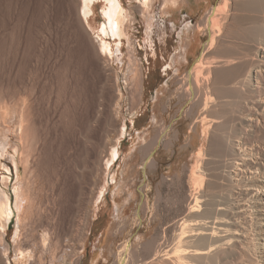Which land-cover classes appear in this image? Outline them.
Here are the masks:
<instances>
[{
	"label": "rangeland",
	"instance_id": "374dc122",
	"mask_svg": "<svg viewBox=\"0 0 264 264\" xmlns=\"http://www.w3.org/2000/svg\"><path fill=\"white\" fill-rule=\"evenodd\" d=\"M123 1L130 8L132 0ZM228 1L225 15L223 12L217 14L219 26L214 24L211 28L214 43L210 51L203 54V65L207 66L200 64L202 73H210L208 90L212 93L216 91L210 85L215 77L213 73L227 68L222 61L232 58L237 66L250 60L253 62L263 46V40L259 38L262 35L259 12L249 0ZM189 2L153 0L148 13L136 14V20L129 28L130 44L123 37L121 53L107 61L100 54L96 40L81 26L78 0H0V81L5 89L8 87L7 93L11 92L6 100L12 126L25 98L24 90L31 94L35 120L42 133L41 139H44L40 141L44 145H40L43 157L40 151L38 156L42 161L39 158L38 165L41 163L44 167L42 170L40 164L38 169L44 174L38 171V175L44 178L39 177L43 180L44 190L51 189L55 198L52 205L55 214L51 218L53 234L59 241V256L54 258L53 264H62V260L70 257L72 249L78 251L75 256L80 255V259L71 257L76 260L73 259L72 264H78L79 260L86 264H118L119 250L126 247L132 250L130 264H163L162 261L166 260L164 252L175 243L180 221L189 208L185 201H188L189 194L194 197L199 190V186L191 182L189 168L200 146V135L204 137L201 125L214 117L213 111L202 110L200 88L194 86L199 97L198 94L190 95L185 89V73L195 64L197 57L181 63H177L174 57L178 43L173 36L170 16L176 4L183 6L180 18L192 20L194 26L188 29L189 33L195 30L206 32L208 27L205 17L204 22L200 19L201 9L191 17L186 15L191 8L196 9L195 2ZM222 3L223 0H211V7ZM100 6V2L94 3V13L88 16L94 28L102 20ZM148 24L153 31L156 55L148 53L147 60L143 43ZM159 37H165V42H160ZM170 57L176 63L177 72L166 75L162 68ZM228 85L230 91L235 89L232 83ZM260 86L264 88V79ZM116 93L118 98L114 97ZM143 93L146 94L144 101ZM228 100L226 103L222 101V105L217 102L218 108L222 109L224 105V110H229L231 100ZM212 104L210 109L213 110L215 105ZM209 115L213 117L210 119ZM114 117L125 123L126 133L118 138L119 156L102 173V166L96 161L99 155H106L105 145L111 138L118 137L119 127L114 128ZM202 118L206 119L203 121ZM191 124H196L190 134L194 135V146L187 144ZM158 135L156 144L154 140ZM10 136L14 140L13 131ZM105 140L108 141L106 144ZM149 158L156 161V167H150L149 163L144 165ZM1 160L11 166V172L7 174L10 187L15 178L14 168L5 156ZM97 181L104 193L96 201L91 195L96 190ZM42 215L34 218H42L33 224L38 232L48 219L45 212ZM86 221L90 225L87 226ZM12 225L10 222L6 229L9 242ZM37 231L34 228V232ZM55 236L52 235L54 241ZM82 244H85L83 248ZM23 246L30 247L29 241ZM10 250V260L15 264L12 244ZM48 258L50 255L46 254L44 261Z\"/></svg>",
	"mask_w": 264,
	"mask_h": 264
},
{
	"label": "bare ground",
	"instance_id": "6f19581e",
	"mask_svg": "<svg viewBox=\"0 0 264 264\" xmlns=\"http://www.w3.org/2000/svg\"><path fill=\"white\" fill-rule=\"evenodd\" d=\"M152 1L132 0L130 8H127L123 0H78V6H80L78 15L81 25L89 27L96 33L95 39L99 52L108 61L114 55L117 58L118 53H121L123 37L130 44L129 28L136 20V14L148 13ZM189 1L188 3H190ZM96 2L101 4L98 9H100L99 14L102 20L94 28L90 24L88 16L94 13L93 5ZM227 2L229 1L223 0L221 6H212L211 9L207 10L205 25L210 29V37L195 64L192 65L190 70L186 71L184 77L186 88H183L190 95L199 93L200 98L202 96V110L206 111L209 109L215 115L213 114L214 117L209 115L210 119L213 117L211 119L213 122H202V134L204 137L202 138L200 135V146L194 153L193 164L190 168L188 167L190 169L191 182L194 185L196 183L199 186V190L197 189V193L194 192L196 194H194V197L189 194V197H187L188 201H185L189 207L187 214L184 218L182 216L175 243L173 242L174 244L170 245L169 250L167 249V252H164L166 257L165 254L163 257L166 260H159L162 263L164 262L163 264H264V88L262 89L260 86L261 80L264 79V0L248 1L259 12L258 16L261 15L262 18V20L260 17L258 18L261 20L259 25L262 24V35H259L260 37L256 35V37L258 36L260 41L263 40L261 41L263 46L260 48L258 55H255L257 56V58L254 57L256 60L253 62L250 60L249 63L241 60L240 62L246 63L241 66H237V62L232 60V58L222 61V63L224 62L223 66H227V68H222L213 73L215 77H213L214 79L212 78L213 81L211 80L210 85L216 88V91L212 93L208 90V82L209 78H211L209 77L210 73L209 71L202 73L200 64L203 65L204 50L214 43L215 35H213L212 26L220 23L219 19L217 20V14L226 12ZM243 7L245 8V6ZM192 12L193 9L191 8V12L187 13L189 15ZM175 25V23H171V26L177 31V36H179L181 30L190 29L193 23L191 19H185L179 28ZM216 29L218 30V28ZM145 30L143 45L146 50L145 58L148 60V53L152 56L156 55L154 47L156 45L152 36L151 25L148 24ZM159 41L164 43L165 37H159ZM254 50L255 52L257 51V49ZM130 51L132 52L129 48ZM246 55L248 54L246 53ZM172 59L170 57L169 62L166 61L162 68V72L166 73V75L177 70L176 63H173ZM241 59L246 60L245 58ZM152 63L154 67L155 60ZM208 67L206 69H209ZM199 76L202 78H199ZM138 83L137 85L139 86ZM215 83L218 84L215 85ZM229 83H232L234 86H231L235 89L232 88L231 91L227 89ZM194 86L200 88V92L195 93L196 89ZM7 88L5 89L0 81V173H2L0 175V264H12L10 260L11 244L15 264H53L54 258L59 256L57 255L59 249L57 242L59 241L56 240V234H53L54 224L52 225L51 218L54 216L52 205L55 202V198H53L54 193L52 194L50 188L48 191L42 187V179L40 178H43L42 175L44 173L38 169L42 163L41 156H38L40 155V145L44 139H41L43 138L41 137L42 133L40 134L41 130H39L35 120L36 117L32 108L33 103L31 104L32 101L30 99L31 94L28 90H24L25 98L20 103L19 115L13 120L12 126L11 115L8 116L10 106L7 101V95H10L11 92L7 93ZM139 93L141 92L139 91ZM114 97L118 98L119 95L116 93ZM145 98L146 94L143 93L142 101ZM226 99L231 100V102H228V105L230 104L229 110H224V105L222 109H219V104L217 105L216 103L220 102V105H222L221 103L225 102ZM212 101H214L215 107L217 105L216 109L211 103ZM210 104L214 107H211L213 110L210 109ZM225 105L227 106V104ZM206 116L208 119V114ZM113 125L114 128L116 126L119 127L118 137L116 136L115 140L112 138L111 140L108 139L110 142L105 140V144L108 142V145H105L107 147L106 155H99L96 161L98 165L102 166V173L107 171L106 169L119 156L118 138L126 133V125L122 120H119V117H114ZM194 125L190 126L187 137V144L191 146L196 144L194 135H190L194 132ZM11 131H13L12 137H14V140L10 138ZM159 137L160 135L156 139L154 138V143L157 144L159 142ZM3 156L10 161L14 168L15 178L10 187L7 185V174L11 172V166H8L6 162H2L1 158ZM39 158L41 163L38 165V162H40ZM146 163H149L150 167L157 166L153 158H149L144 165ZM41 166V169L44 168L42 164ZM38 171L42 175H38ZM112 178L114 179L113 176ZM102 180L100 181L101 183ZM96 183L95 185L97 186L94 188L96 190H92L93 195L91 196L93 200L96 198L97 201L103 195L104 190L99 188V181ZM44 212V216H47L48 219L45 221V225H43L44 223L42 224L44 226L42 231L38 232L33 224L36 225L37 222L35 221L42 219L37 218L43 217L42 213ZM137 215H139L138 212ZM35 217H37V220L34 219ZM10 222L13 223V227L9 238L11 241L9 242L6 237L8 236L6 229ZM85 224L87 226L90 225L87 221ZM34 228L37 233L34 232ZM174 229H176L175 226ZM52 235L53 237L55 236V241L52 239ZM26 241H29L30 247L23 246ZM84 245L82 244L81 247L83 248ZM130 251L132 250L129 247H126L123 251L119 250L118 264H130L128 263L131 259ZM77 252V250L72 249L69 254L70 257L62 260V264H72L77 256L80 259V255L75 256ZM46 254H49L50 258L45 262ZM156 254L154 258L157 256ZM72 256L75 257L71 258ZM80 262L81 260H79L78 264H86ZM148 264L150 263L148 262Z\"/></svg>",
	"mask_w": 264,
	"mask_h": 264
},
{
	"label": "crops",
	"instance_id": "0c3cea01",
	"mask_svg": "<svg viewBox=\"0 0 264 264\" xmlns=\"http://www.w3.org/2000/svg\"><path fill=\"white\" fill-rule=\"evenodd\" d=\"M193 1L195 2L194 3V6L196 8L195 11H193L192 13H189V15L187 13L186 15L188 17H191L193 13L196 12V10L201 9L202 14L200 16V19L204 22V17H205L204 14L207 11V9L211 7V0H193ZM176 5L173 8L174 10L172 11L171 16H170L172 18L171 23H175L176 25L179 23L181 26V24L186 18L185 17L180 18L181 8L183 6L181 4H176ZM214 6H217V5H214ZM184 7L186 8L185 4H184ZM177 28H179V26H177ZM173 31H174L173 36H175V41L178 43V50L174 54L175 55L174 57L177 58V63H181L183 60H187L192 57L198 58L199 54L201 53L204 47L205 42H207V40L210 37V30L208 27H207L206 32L195 30L193 33H189L188 30H181L179 36H177L176 34L177 31L175 29ZM210 49H211V46L210 47L208 46L206 50H204L205 53L203 52V54H206L207 52H209ZM197 51H198V55H196Z\"/></svg>",
	"mask_w": 264,
	"mask_h": 264
},
{
	"label": "water",
	"instance_id": "95a60500",
	"mask_svg": "<svg viewBox=\"0 0 264 264\" xmlns=\"http://www.w3.org/2000/svg\"><path fill=\"white\" fill-rule=\"evenodd\" d=\"M80 6H78L77 5V13H78V8H79ZM99 13H100V11H99ZM82 26V25H81ZM82 28H83V30L85 31V33L88 35V36H90V37H92L93 39H95L96 38V33L93 31V30H91L89 27H87V26H82ZM96 40V39H95Z\"/></svg>",
	"mask_w": 264,
	"mask_h": 264
}]
</instances>
